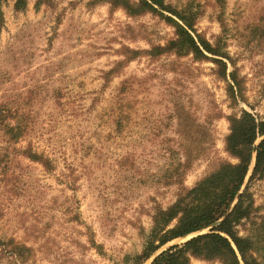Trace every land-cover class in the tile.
I'll return each instance as SVG.
<instances>
[{
    "label": "rangeland",
    "instance_id": "rangeland-1",
    "mask_svg": "<svg viewBox=\"0 0 264 264\" xmlns=\"http://www.w3.org/2000/svg\"><path fill=\"white\" fill-rule=\"evenodd\" d=\"M160 1L153 12L142 0L0 2V109L28 125L11 146L0 132V242L29 249L15 260L0 248V264H135L154 214L235 163L228 119H264V0ZM177 15L218 55L157 51ZM28 145L50 170L20 155ZM252 169L229 213L247 186L249 216L232 231L264 264V178L250 181ZM213 224L192 238L219 233Z\"/></svg>",
    "mask_w": 264,
    "mask_h": 264
},
{
    "label": "trees",
    "instance_id": "trees-1",
    "mask_svg": "<svg viewBox=\"0 0 264 264\" xmlns=\"http://www.w3.org/2000/svg\"><path fill=\"white\" fill-rule=\"evenodd\" d=\"M25 1L15 0V9H20ZM142 4L151 12L155 11L154 8L160 10L164 8L160 0H142ZM177 19L179 23L167 19L174 24L175 40L170 41L164 48L158 47L157 51L175 50L178 54L182 52L191 54L195 59L206 58L203 53L218 55L206 42L194 40L188 32L191 27L188 21L179 15ZM214 62L224 67L221 61L214 60ZM7 114L6 110L0 109V132L4 138L3 142L11 146L17 144L27 134L28 125L22 119V115ZM8 119H15V121L13 124H8ZM228 120L229 134L225 138L224 149L235 163L220 164L195 187L178 194L169 208L158 210L154 214L149 238L142 253L134 258L135 264H143L167 243L200 232L221 220L239 195L253 159L250 181L264 178V119H255L249 113L242 111L239 117H230ZM258 139L260 141L255 145ZM19 152L22 157L40 164L46 171L51 169L50 161L43 154L32 151L29 145ZM178 165L183 166L179 162ZM247 197L246 186L232 211L216 229L221 235L219 233L199 235L185 243L172 246L157 255L150 264H189L190 258L218 261L219 264H258L252 255V245L249 240L238 237L232 231L242 218L249 216V206L244 205ZM173 222L175 224L170 228ZM222 234L226 235L231 242ZM12 242L14 241L0 242L1 251L7 258L16 260L29 251L24 245H16Z\"/></svg>",
    "mask_w": 264,
    "mask_h": 264
},
{
    "label": "water",
    "instance_id": "water-1",
    "mask_svg": "<svg viewBox=\"0 0 264 264\" xmlns=\"http://www.w3.org/2000/svg\"><path fill=\"white\" fill-rule=\"evenodd\" d=\"M253 162H254V159H253ZM253 162H252V164H253ZM231 208V207H230ZM229 208V209H230ZM228 214H229V210H228V212L226 213V215L221 219V220H219V221H217V222H215L213 225H217V224H220L227 216H228ZM199 235V234H198ZM192 237H194V234H192V235H190V236H187L185 239H182V240H189V238H192ZM186 242V241H185ZM170 246H172V245H170ZM158 254H156V255H153L152 257H151V260H150V262H149V264L152 262V260L157 256Z\"/></svg>",
    "mask_w": 264,
    "mask_h": 264
}]
</instances>
